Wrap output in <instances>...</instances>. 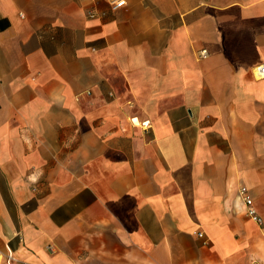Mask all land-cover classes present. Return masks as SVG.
<instances>
[{
  "label": "crops",
  "instance_id": "obj_1",
  "mask_svg": "<svg viewBox=\"0 0 264 264\" xmlns=\"http://www.w3.org/2000/svg\"><path fill=\"white\" fill-rule=\"evenodd\" d=\"M262 63L264 0H0V247L264 264Z\"/></svg>",
  "mask_w": 264,
  "mask_h": 264
},
{
  "label": "built area",
  "instance_id": "obj_2",
  "mask_svg": "<svg viewBox=\"0 0 264 264\" xmlns=\"http://www.w3.org/2000/svg\"><path fill=\"white\" fill-rule=\"evenodd\" d=\"M107 1L113 10L120 9L127 5V0H107ZM88 14L90 16L96 15L94 10H90ZM208 54L209 52L206 48L200 50V57L203 58L207 57ZM254 73L258 78H264V63L256 65L254 68ZM143 124L148 126L150 122L145 121L143 122ZM240 193L246 205V212L248 216L259 223H263V218L258 213V210L254 204V200L248 193L247 187H242L240 189ZM199 236L203 237L204 233L200 232ZM205 243H207V241H205ZM49 248L52 249V246L50 245ZM0 264H31V263L20 260L10 248L3 249L0 247Z\"/></svg>",
  "mask_w": 264,
  "mask_h": 264
}]
</instances>
